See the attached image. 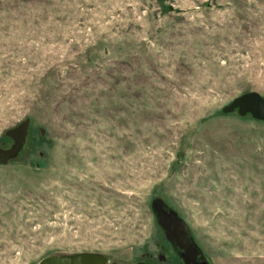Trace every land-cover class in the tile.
<instances>
[{"label": "rangeland", "instance_id": "obj_1", "mask_svg": "<svg viewBox=\"0 0 264 264\" xmlns=\"http://www.w3.org/2000/svg\"><path fill=\"white\" fill-rule=\"evenodd\" d=\"M264 0H0V264L92 252L264 264Z\"/></svg>", "mask_w": 264, "mask_h": 264}, {"label": "water", "instance_id": "obj_2", "mask_svg": "<svg viewBox=\"0 0 264 264\" xmlns=\"http://www.w3.org/2000/svg\"><path fill=\"white\" fill-rule=\"evenodd\" d=\"M237 107L240 113L249 112L256 119H264V102L255 92L242 94L235 98L229 105L223 108L229 111ZM27 121H22L15 128H11L6 135L15 139L13 147L7 151L0 150V161H5L9 156L15 154L23 140ZM151 213L154 214L157 226L161 229L165 241H167L173 251L178 254L183 264H205L204 261H197L201 255L196 244L191 238L190 230L177 212L165 208L162 200L155 197L150 204ZM38 264H107V258L100 253L82 252L69 253L65 255H50L41 258ZM116 264V263H112ZM134 264H153L151 262L141 261Z\"/></svg>", "mask_w": 264, "mask_h": 264}, {"label": "flooded vegetation", "instance_id": "obj_3", "mask_svg": "<svg viewBox=\"0 0 264 264\" xmlns=\"http://www.w3.org/2000/svg\"><path fill=\"white\" fill-rule=\"evenodd\" d=\"M26 129V128H25ZM25 135V134H24ZM13 139V141L15 142V139L13 137H11ZM9 159V158H8ZM181 259V258H180ZM182 261V260H181ZM197 261H202V256L200 255L197 259ZM183 264V262H182ZM190 264H196V263H190Z\"/></svg>", "mask_w": 264, "mask_h": 264}]
</instances>
